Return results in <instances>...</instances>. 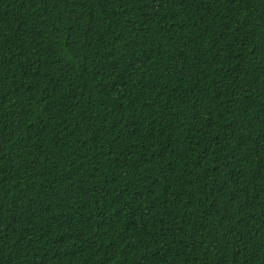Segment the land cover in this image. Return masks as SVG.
I'll use <instances>...</instances> for the list:
<instances>
[{"label":"trees","instance_id":"16d2710c","mask_svg":"<svg viewBox=\"0 0 264 264\" xmlns=\"http://www.w3.org/2000/svg\"><path fill=\"white\" fill-rule=\"evenodd\" d=\"M0 264H264V0H0Z\"/></svg>","mask_w":264,"mask_h":264}]
</instances>
